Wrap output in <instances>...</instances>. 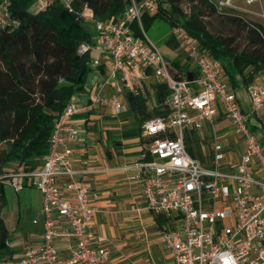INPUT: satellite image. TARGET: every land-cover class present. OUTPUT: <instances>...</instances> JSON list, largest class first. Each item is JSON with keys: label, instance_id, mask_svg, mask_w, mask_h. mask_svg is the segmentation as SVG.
Returning <instances> with one entry per match:
<instances>
[{"label": "built area", "instance_id": "1", "mask_svg": "<svg viewBox=\"0 0 264 264\" xmlns=\"http://www.w3.org/2000/svg\"><path fill=\"white\" fill-rule=\"evenodd\" d=\"M48 1L34 0L33 7L43 8ZM59 1L95 30L91 41L77 48L91 53L92 71L78 92L83 97L72 96L54 121L49 151L41 163L32 169H0L1 185L14 191L33 186L41 193V240L27 245L13 264L106 263L111 250L91 233L95 209L90 179L101 168L86 157H75L71 142L84 129L75 114H122L128 110V93L142 95L150 108L152 83L168 90V111L141 123L140 159L124 168L139 184L145 207L167 220L158 232L171 264H264V127L259 116L264 111V68L253 82L233 89L223 78L220 60L206 55L197 38L175 24L171 31L182 37L196 70L186 75L143 29L142 14L157 11L159 0H130L116 19H99L86 5L76 11L72 0ZM232 1L211 0L218 11ZM7 16L3 5L2 24ZM240 87L247 95L245 107L237 94ZM224 119L231 128L229 138L216 127L215 121ZM204 122L210 130L207 148L202 143ZM186 130L200 138L203 160L188 152ZM63 176L67 179L59 185L57 178ZM59 219L67 228L58 229ZM64 232L75 245L62 257L54 238Z\"/></svg>", "mask_w": 264, "mask_h": 264}, {"label": "trees", "instance_id": "2", "mask_svg": "<svg viewBox=\"0 0 264 264\" xmlns=\"http://www.w3.org/2000/svg\"><path fill=\"white\" fill-rule=\"evenodd\" d=\"M129 2L72 0V5L76 11L86 5L88 13L99 19H116ZM33 4L34 0H0V11L4 5L8 13L6 22H0V169H32L41 163L49 151L54 121L68 100L84 90L92 71L91 53L77 51L81 42L91 41L89 25L59 0H49L37 10ZM214 13H223V9L218 11L211 0H159L157 11L143 13L141 23L144 31L157 19L171 27L181 24L197 38L200 50L220 60L223 78L231 88L253 82L264 68V25L223 13V21L235 25V33H214L203 20ZM239 34L245 40L243 47L237 44ZM151 85L154 104L150 108L142 95L127 94V111L136 124V135L145 119L168 111L164 103L168 90L161 83ZM90 114L75 116L88 126ZM261 125L264 127L262 120ZM250 128L256 127L250 124ZM189 133L185 135L188 152L203 160L197 134L192 130ZM4 205L0 184V211ZM154 219L157 227L167 221L159 214H154ZM8 235L0 216V264H7Z\"/></svg>", "mask_w": 264, "mask_h": 264}, {"label": "crops", "instance_id": "3", "mask_svg": "<svg viewBox=\"0 0 264 264\" xmlns=\"http://www.w3.org/2000/svg\"><path fill=\"white\" fill-rule=\"evenodd\" d=\"M178 53L170 59L171 64L184 69L186 75L192 76L196 73L195 67L188 57L179 58ZM173 60H176L175 63ZM237 94L242 105H247V95L244 87L237 89ZM107 114L93 113L90 115L88 126L84 127L79 136L71 142L78 159L86 157L95 166L101 168L93 174L90 179V186L94 193L93 206L95 209L94 222L91 233L98 236L101 244L110 248V254L105 264H149L151 260L159 264H171L169 254L166 253L160 241L158 227L154 215L145 207L144 200L140 194L139 184L129 177L130 170L125 169L126 164L140 159L144 140L138 135L133 141L126 145L119 137L118 132L109 131L105 128L99 131L94 141L89 142L87 135L89 131H97V125H103ZM78 120V119H77ZM222 133L231 135L227 119L219 120ZM91 123L96 128L88 131ZM93 124V125H95ZM226 129V130H224ZM115 139L110 140V136ZM119 135V136H117ZM78 164L79 162H75ZM67 177L57 178V183L62 185ZM4 187V186H3ZM36 189L34 204L30 208L28 217L25 219L17 206V212L4 210L2 207L0 216L6 229L9 232L8 245L10 253L7 255V264H13L18 259L27 245H36L41 240L42 222L40 217L41 193ZM4 193V188H3ZM5 198V195H4ZM18 204V203H17ZM4 212L2 213V211ZM33 219H37L33 222ZM59 230L67 228L65 222L59 219L56 222ZM60 233L54 238V244L62 257L68 256L74 247L75 241L69 234Z\"/></svg>", "mask_w": 264, "mask_h": 264}, {"label": "rangeland", "instance_id": "4", "mask_svg": "<svg viewBox=\"0 0 264 264\" xmlns=\"http://www.w3.org/2000/svg\"><path fill=\"white\" fill-rule=\"evenodd\" d=\"M181 6L184 7V3H181ZM223 13L239 16L241 19L247 22H258L264 25V0H254L250 3H248L246 0H233L230 7L223 8ZM223 13H214L209 16H205L203 20L206 26L214 33L223 35H230L235 33V25L223 21V15H225ZM89 29H91L93 33L95 32L92 26H89ZM145 32L146 35L160 48L167 60L170 61V59L175 57L177 53L179 56L178 60L179 58L183 59L185 56L187 57L186 50L182 43V37L178 34L172 33L171 26L166 21L158 19L153 21L150 26L146 27ZM237 44L238 46L243 47V45L245 44L243 35L239 34L237 36ZM82 97L83 95L78 94V92L73 95V98L77 100ZM259 116H262V118H260L261 120L264 119V111H262ZM104 118L106 119V121H104L103 123L104 126L91 123L92 126H90L89 128L90 130L96 128V125L98 128L97 131L93 130L88 132L87 138L89 142L94 141L95 137L99 135V131H101L102 129L105 130V128L109 131L118 132L120 134L119 139H117L119 140V143L120 138L124 140V143H126V145L134 142L133 137H135L136 135L134 131L136 124L130 112L127 111L119 115L107 114V116H105ZM215 123L216 127L221 125L218 120H216ZM222 131L223 129L219 130L218 132ZM187 132L188 131L186 130V134ZM209 133V127L207 123L204 122L202 131V134L205 137L204 142L202 141V143L204 144V148H207L205 141L208 139ZM188 134L190 135V133ZM196 138L199 143L200 138L197 135ZM111 139H115V135H111L110 140ZM195 145V143H192V146ZM3 186L6 199L4 210H11L12 212L16 213L17 206L19 205L20 211L23 215L22 217L26 219L30 212L29 209L32 208L31 206L34 204V197L37 192L35 187L25 186L18 191H14L7 185ZM4 210L2 211V213L4 212Z\"/></svg>", "mask_w": 264, "mask_h": 264}]
</instances>
